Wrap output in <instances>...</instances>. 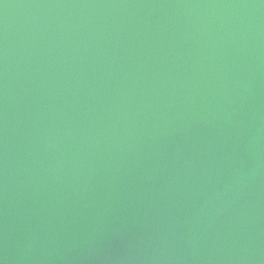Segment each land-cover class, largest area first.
Wrapping results in <instances>:
<instances>
[{"label":"water","instance_id":"water-1","mask_svg":"<svg viewBox=\"0 0 264 264\" xmlns=\"http://www.w3.org/2000/svg\"><path fill=\"white\" fill-rule=\"evenodd\" d=\"M0 264H264V0H0Z\"/></svg>","mask_w":264,"mask_h":264}]
</instances>
